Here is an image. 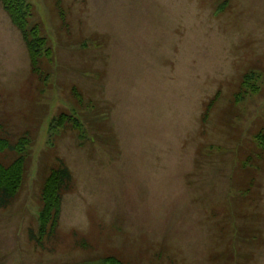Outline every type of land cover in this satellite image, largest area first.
Listing matches in <instances>:
<instances>
[{
    "label": "rangeland",
    "instance_id": "rangeland-1",
    "mask_svg": "<svg viewBox=\"0 0 264 264\" xmlns=\"http://www.w3.org/2000/svg\"><path fill=\"white\" fill-rule=\"evenodd\" d=\"M29 1L52 55L33 71L0 3V123L31 138L0 264H264V0ZM249 71L259 89L236 101ZM58 160L72 188L38 244Z\"/></svg>",
    "mask_w": 264,
    "mask_h": 264
},
{
    "label": "trees",
    "instance_id": "trees-1",
    "mask_svg": "<svg viewBox=\"0 0 264 264\" xmlns=\"http://www.w3.org/2000/svg\"><path fill=\"white\" fill-rule=\"evenodd\" d=\"M3 8L10 16L13 24L20 30L31 57L32 70L39 72V62L44 57H50L51 50L47 38L40 33L39 25L32 24L33 6L29 0H0ZM62 13V11H61ZM257 74L249 71L243 75L240 91L236 93V101L243 99L248 93L257 91L258 84L252 81ZM261 75V74H260ZM219 99L217 93L207 104L204 112V120L207 119L211 109ZM55 127H63L70 124L74 129H82L79 119L73 114L60 113L55 118ZM256 141L264 149V132L255 135ZM31 138L24 134L15 143L3 134V125L0 123V207H7L20 191L27 171L29 149ZM11 150L15 158L11 161H4L2 155ZM73 176L71 170L61 161L54 164L44 179L41 190V205L39 209V230L38 234L31 233L38 244H42L44 238L52 237L58 229L62 213L63 198L72 188ZM251 187L245 188L248 193ZM243 194V195H244ZM98 264H124L115 256H106Z\"/></svg>",
    "mask_w": 264,
    "mask_h": 264
}]
</instances>
